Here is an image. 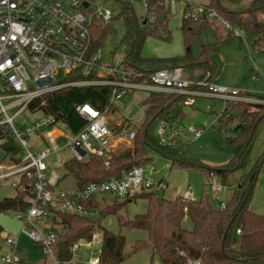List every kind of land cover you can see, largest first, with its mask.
<instances>
[{
    "label": "built area",
    "instance_id": "obj_1",
    "mask_svg": "<svg viewBox=\"0 0 264 264\" xmlns=\"http://www.w3.org/2000/svg\"><path fill=\"white\" fill-rule=\"evenodd\" d=\"M147 11L144 24L150 28L160 21L157 11L165 13L167 18H178L183 22L210 29H221L233 37H243L235 30L219 10L196 0H143ZM86 4V5H85ZM108 9L100 10L92 0H0V130L15 141L23 155L21 164L15 165L14 171L3 172L0 168V180L26 175L34 178L31 186L34 198L25 214L17 213L16 218L23 221L21 232L38 243L53 257V264H99V252L85 263L78 261L76 251L79 242L70 248L71 259L59 261L54 252L57 239L49 231L48 224L42 222L49 211L59 214H71L77 217L92 218L97 211L83 205L88 200H99L104 195L116 197L154 192L161 193L167 188L164 180L155 178L154 168L150 165L134 166L119 177H110L100 182H91L82 190H54L44 179L49 157L60 149H67L76 161H82L88 155L107 159L116 142L132 144L136 130L127 129L114 133L109 129L107 115L113 103L133 90L179 95H203L222 99L226 102H243L264 105V93L247 95L235 89L211 84L210 82H190L182 77L179 68H161L149 74L142 81L141 74H134L128 68L118 64L107 66L101 61L98 52H91L90 27L94 22L103 24L111 21ZM165 37V34H161ZM264 55V50L261 49ZM90 74L94 78H87ZM61 75V76H59ZM70 75L84 78L66 82ZM67 86H106L111 89L108 108L105 111L84 104L76 107L77 114L86 122L85 127L76 135H64L49 131L55 124L50 115L26 127L23 131L14 128V118L34 99ZM202 88V90H197ZM10 99L3 105V100ZM17 106L11 116L8 110ZM88 110H85V109ZM127 120V119H126ZM117 125V124H116ZM119 125V124H118ZM185 133L171 121H161L159 127V145L171 149H185L182 139L197 140L202 131ZM29 135H36L44 142V147L37 151V146L29 145ZM3 141L0 140L2 150ZM14 187L17 182L13 184ZM206 185L212 193L221 190L217 177H211ZM190 199V189L181 196ZM220 210L225 203L217 205ZM185 211V209H184ZM240 233L239 230L236 231ZM0 264H20L17 253V239L0 231ZM100 242L88 241L93 248ZM92 250H90V255ZM96 253V252H95ZM189 264H200L190 261Z\"/></svg>",
    "mask_w": 264,
    "mask_h": 264
},
{
    "label": "trees",
    "instance_id": "obj_2",
    "mask_svg": "<svg viewBox=\"0 0 264 264\" xmlns=\"http://www.w3.org/2000/svg\"><path fill=\"white\" fill-rule=\"evenodd\" d=\"M209 3L234 25H240L242 14L249 15L250 34L258 37L255 45L264 42V23L257 19L259 13H264V0H253L243 12L221 8L217 0H209ZM124 9L123 15L130 31L136 27V33L134 35L132 33L129 37L131 41L128 52L120 65L128 68L134 74H141L142 78H137V81H142L149 74L161 68L180 69L179 63L186 62L189 66L204 67L210 75L208 78L200 77V81L209 82L215 70L212 57L216 52V47L201 45V53L197 60L192 57L190 50V41L198 36V32L202 29L201 26L187 22L182 23L180 31L185 48L183 56L168 59H144L139 56V51L147 36L170 39L168 18L164 12L157 11L156 14L161 20L151 28L148 26L147 34L140 35L138 22L133 12L128 7ZM108 31L109 23L94 22L91 25V52H98L101 41ZM225 33L228 32L225 31ZM161 34H165V37H162ZM206 62L208 67L205 66ZM94 77L90 74L87 78ZM81 78L84 77L70 75L64 81L71 82ZM110 94L111 89L106 86H67L34 99L26 108L31 112L41 111L44 115L52 116L55 123L60 122L66 127L69 135H76L86 125V122L77 114L76 107L87 104L99 111H105L108 108ZM186 100V95L163 96L161 93H150L143 101L146 116L136 130L131 147L112 153L107 159L88 155L82 161H76L70 156V159L62 162L60 179L70 178L74 183L73 189L82 190L91 182L119 177L121 173L129 171L134 166H144L150 163L147 147L157 150L171 162L178 161L181 155L180 150L153 142L148 134V127L157 117H162L161 121L173 122L174 119L182 115L176 111ZM232 109L240 116V121L235 127V131L240 132V135L232 140L237 146V150L230 161L215 168L194 163L188 164L197 167L204 175L205 181L211 177H217L221 179V182H224L232 171L239 168L237 159L248 146L258 122L264 118L263 104L239 102L236 105L232 104ZM116 112L114 107L109 109L110 114ZM228 119L230 118L223 117V114L219 117L223 123ZM108 126L114 133L127 130L124 122L119 125L109 122ZM0 140L3 141L2 151L5 157L6 155H17L20 152L19 145L1 130ZM263 158L264 154L252 167L248 187L245 190H241V187L236 189L228 202L225 203L223 210L211 204L206 194H202L200 199L195 201L192 199L183 200L181 196L167 200L160 193L144 192L124 197L108 195L113 199L111 201L104 195L99 200L83 202L84 206L99 214L94 219L49 211L46 217V220H49L47 229L57 236L54 245L55 256L61 262L70 260V248L74 243L81 240L91 241L96 231H100L99 264H120L123 262L128 256L124 252V237L100 226V221L105 215H115L120 228L142 230L147 233L146 240L136 242L131 253L148 248L151 250L152 258L156 257L160 264H189L190 261H199L200 264L264 262V212L254 213L248 207ZM21 163L22 160H14L15 165ZM180 164L184 163L180 162ZM33 182L34 178L27 177L25 174L18 176L15 195L0 201V213L12 210L25 214L34 198L31 188ZM50 188L53 189L52 184H50ZM137 198L147 199L146 212L135 215L131 220L121 217L119 212L127 203ZM185 219L190 223L189 228L183 226ZM237 230L240 231L239 234L236 233Z\"/></svg>",
    "mask_w": 264,
    "mask_h": 264
},
{
    "label": "rangeland",
    "instance_id": "obj_3",
    "mask_svg": "<svg viewBox=\"0 0 264 264\" xmlns=\"http://www.w3.org/2000/svg\"><path fill=\"white\" fill-rule=\"evenodd\" d=\"M196 1L209 2V0ZM252 1L217 0V3L221 8L228 11L243 12L250 6ZM92 4L100 10L108 9L111 13L109 31L104 35L98 53L104 65L117 66L128 52V46L131 41L129 37L132 33L133 35L136 33V27L130 31L123 15L125 7L130 8L137 19L140 35L147 34L148 26L143 24V21L147 18L143 0H92ZM257 19L264 23V13H259ZM180 25H182V22L178 18L168 19L170 39L147 36L139 51V56L144 59H168L183 56L185 48ZM232 26L235 30L241 31L243 37L237 38L233 37L231 33H227L228 35L226 36L225 34V38H222L220 37L224 35L222 30L215 33L212 29L205 28L197 37L190 41L191 55L197 60L201 53V45L215 46L217 51L212 58L215 70L209 82L229 89H235L250 96L262 94L264 93V55L261 53V49L264 50V42L255 45L258 37L250 34L249 15L242 14L240 25L232 24ZM179 65L181 66L180 70L184 75V77L182 76L184 79H188L190 82H198L199 74L202 73L198 67H190L186 62H180ZM149 95V91H130L113 103V107L117 112L115 114L109 113L106 116L107 121L112 122L114 125L124 122L126 129L137 130L146 116L143 101ZM9 102L10 99L3 100V105L9 104ZM237 103L239 102L230 103L212 97L189 96L187 101L177 109L176 112L182 115L174 119L173 124L187 134H190L191 130H201V137L197 140L182 139L185 149L179 151L181 155L178 161L171 162L157 150L147 147V156L150 158L148 165L154 168L155 178L164 180L167 183V188L160 193L165 199L170 200L177 196H182L186 189L189 188L190 199L196 201L200 199L202 194H206L210 203L217 206L220 202H228L233 192L239 187H241V190H245L248 187L252 167L264 154V118L258 122L248 146L237 159L240 165L239 168L232 171L224 182H221V179L218 178L220 184L222 183L219 192L212 193L210 188L205 185L204 175L197 167L188 165L189 163H194L208 168H215L230 161L237 150V146L232 140L240 135V132L235 131V127L240 121V116L232 109V104L236 105ZM133 107H137L138 111L129 117ZM17 109V106L12 107L8 110V114L12 116ZM221 114H223V117H229L230 119L225 123L221 122L219 120ZM44 116L41 111L31 112L24 108L14 118V128L17 131H23L26 127H30L33 123L44 118ZM161 119L162 117L155 118L148 127V134L155 143L159 142ZM1 121H3L2 115H0ZM49 131L69 135L66 127L60 122H56ZM27 142L32 146H37L39 143V146L35 148L37 151L44 147V142L36 135H29ZM116 143L113 153H117L132 145L124 142ZM67 159H70V154L65 148L55 152L48 159L51 166L44 173V179L53 185L54 190L74 188V183L70 178L60 179L62 162ZM14 160L23 161L22 153L6 155L5 157L0 149V168L3 172L14 171L16 167ZM180 162L184 164L181 165ZM49 172H54L58 182H56V179L53 181V175L49 174ZM17 180L18 177L0 180V201L5 198H12L15 195L16 189L13 184ZM106 197L110 201L113 200L108 195ZM147 204L146 198H137L127 203L119 214L124 219L131 220L135 215L144 214L147 210ZM248 207L254 213L264 210V158L262 159L260 171L256 176ZM17 213L12 210L0 213V230L11 237L17 238V253L19 257L24 261V264H53L52 255L21 232L23 221L16 218ZM42 222L48 224L49 220H41ZM100 226L107 231L124 237V252L128 256L120 264H160L156 257L152 258L151 250L148 248L131 253L132 247L136 242L146 240L147 233L145 231L120 228L115 215H105L100 221ZM183 226L189 228V221L185 219ZM95 240L101 241L100 231H96L93 236L92 241ZM78 244L79 248L76 251V255L80 263H85L90 257L96 256L101 247V244L97 243L93 248H90L88 241L85 240H81ZM90 250H92L91 255ZM254 264H264V262Z\"/></svg>",
    "mask_w": 264,
    "mask_h": 264
},
{
    "label": "crops",
    "instance_id": "obj_4",
    "mask_svg": "<svg viewBox=\"0 0 264 264\" xmlns=\"http://www.w3.org/2000/svg\"><path fill=\"white\" fill-rule=\"evenodd\" d=\"M168 19H170V18H168ZM180 20V19H179ZM144 22V21H143ZM182 22V21H181ZM144 24V23H143ZM180 27H181V25H180ZM206 27H202V29H200V31L198 32V34L200 33V32H202V30H204ZM215 33H218L219 32V30H221V29H212ZM223 31V30H222ZM223 33H224V35L223 36H220V37H222V38H225V32L223 31ZM226 36H227V34H226ZM217 51V50H216ZM216 53V52H215ZM215 55V54H214ZM214 55H213V57H214ZM212 57V58H213ZM214 64V63H213ZM189 66V65H188ZM194 66V65H193ZM193 66H190V67H193ZM196 66V65H195ZM205 66L206 67H208V63L206 62L205 63ZM215 66V65H214ZM196 67H198L201 71H202V73L201 74H199V80L198 81H200V77H202V76H205V78H208L209 77V72H207L206 71V69L204 68V67H201V66H196ZM181 74H182V76L184 77V75H183V73H182V71H181ZM211 78H212V76H211ZM210 78V79H211ZM186 80H188V79H186ZM210 81V80H209ZM197 90H202V88H198ZM150 93H152V92H150ZM163 96H167V95H169V94H167V93H161ZM190 96H192V95H190ZM193 96H197V94L196 95H193ZM198 96H203V95H198ZM188 97L189 96H187V99H188ZM204 97H208V96H204ZM211 98V97H210ZM187 101V100H186ZM185 101V102H186ZM145 107V106H144ZM133 109H134V107H133ZM132 109V110H133ZM137 111H138V108H137ZM136 111V112H137ZM135 112V113H136ZM129 117H131L130 115H129ZM127 121V120H126ZM121 123V122H120ZM120 123H118V124H120ZM37 146H39V143L37 144ZM52 156V155H51ZM50 156V157H51ZM49 157V158H50ZM47 164H48V169L50 168V166H51V163L49 164V162L47 161ZM48 169H47V171H48ZM49 174H51V175H53V181H55V179L57 178V176L54 174V172H49ZM57 180V179H56ZM51 184V183H50ZM69 190H72V189H69ZM219 192V191H218ZM220 203H223V202H220ZM226 203V202H225ZM264 212V210H262L261 212H255V213H258V214H261V213H263ZM17 239V238H16ZM20 264H24V261L21 259V262H20Z\"/></svg>",
    "mask_w": 264,
    "mask_h": 264
},
{
    "label": "water",
    "instance_id": "obj_5",
    "mask_svg": "<svg viewBox=\"0 0 264 264\" xmlns=\"http://www.w3.org/2000/svg\"><path fill=\"white\" fill-rule=\"evenodd\" d=\"M86 5V4H85ZM145 23V22H143ZM137 111V107H134V109L131 111L130 116H133L135 114V112Z\"/></svg>",
    "mask_w": 264,
    "mask_h": 264
},
{
    "label": "snow or ice",
    "instance_id": "obj_6",
    "mask_svg": "<svg viewBox=\"0 0 264 264\" xmlns=\"http://www.w3.org/2000/svg\"><path fill=\"white\" fill-rule=\"evenodd\" d=\"M85 110H88L87 108Z\"/></svg>",
    "mask_w": 264,
    "mask_h": 264
}]
</instances>
